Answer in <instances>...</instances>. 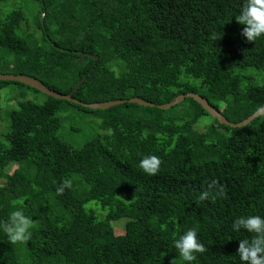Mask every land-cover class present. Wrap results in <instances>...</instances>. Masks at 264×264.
I'll list each match as a JSON object with an SVG mask.
<instances>
[{
    "label": "trees",
    "instance_id": "obj_1",
    "mask_svg": "<svg viewBox=\"0 0 264 264\" xmlns=\"http://www.w3.org/2000/svg\"><path fill=\"white\" fill-rule=\"evenodd\" d=\"M30 2L32 19L22 8L0 18V74L62 95L85 77L72 95L85 104L195 94L234 124L264 105V39L240 35L241 0ZM12 85L42 95L17 82L0 91ZM43 96L17 98L0 127V221L17 208L33 220L26 242L0 231V264H184L173 240L192 227L205 248L193 264H239V240L251 237L234 219L264 216V115L231 128L192 99L93 111ZM71 108L102 134L76 146L61 137L58 115ZM147 156L160 161L155 175L139 167ZM212 180L222 194L199 201Z\"/></svg>",
    "mask_w": 264,
    "mask_h": 264
},
{
    "label": "clouds",
    "instance_id": "obj_2",
    "mask_svg": "<svg viewBox=\"0 0 264 264\" xmlns=\"http://www.w3.org/2000/svg\"><path fill=\"white\" fill-rule=\"evenodd\" d=\"M236 22L242 26L240 35L246 42H256L264 39V0H241L239 10L233 15ZM222 33H218L217 40ZM260 108H264L261 105ZM259 110V109H258ZM159 159L155 156L144 157L140 162V169L147 175H155L159 170ZM64 186H70L65 182ZM216 180L207 184L206 190L198 197L199 201L208 200L213 194L219 196L222 190H217ZM63 188L58 189L62 192ZM33 220L26 216L22 209L12 211L6 220L0 221L2 231L12 244L26 242L31 236ZM234 232L250 234V239L239 240L236 257L239 264H264V216L247 215L239 216L232 223ZM173 245L178 251L184 264H193L197 260V253L205 251L204 245L198 239V229L189 228L173 240Z\"/></svg>",
    "mask_w": 264,
    "mask_h": 264
},
{
    "label": "rangeland",
    "instance_id": "obj_3",
    "mask_svg": "<svg viewBox=\"0 0 264 264\" xmlns=\"http://www.w3.org/2000/svg\"><path fill=\"white\" fill-rule=\"evenodd\" d=\"M37 7L38 5L34 2H30V0H8L6 4H0V18L7 12L22 8L28 17L32 19L37 12ZM17 98H20V100ZM17 100L19 102L30 101L33 104L41 105L45 100V97L43 94L35 95L25 87L22 88L12 85L3 88L0 91V108L2 110L0 113V127L7 124L8 118L6 117L5 111L16 108L19 103ZM58 117L64 121V123H62L63 127H61L62 129L59 133L60 136L64 138L66 137V140L75 146L86 141L95 140L102 134V131L98 129L99 120L91 119V117L87 115L78 113L74 108L70 109L69 114H61L58 115ZM202 121L204 123H209L210 119L209 117H205ZM15 168L16 167H13L11 171L15 170ZM116 224L115 233L116 235H120L122 234L121 227L123 223Z\"/></svg>",
    "mask_w": 264,
    "mask_h": 264
},
{
    "label": "water",
    "instance_id": "obj_4",
    "mask_svg": "<svg viewBox=\"0 0 264 264\" xmlns=\"http://www.w3.org/2000/svg\"><path fill=\"white\" fill-rule=\"evenodd\" d=\"M77 55H82L84 57H87L89 59H92L94 61H97L98 58L96 56H92L90 54L87 53H81V52H74ZM85 77L75 86V88L73 89L72 92L62 95L60 93L54 92L53 90L47 88L46 86H44L41 82H39L38 80L32 78V77H28V76H24V75H11V74H0V81L2 82H17L23 85L28 86L31 89L37 90L40 93H42L43 95L49 96L51 98H54L56 100H63V101H67L76 105H80L81 107L90 109V110H107L111 107H115L118 105H122L124 103H130V104H136L138 106H142V107H149V108H154L157 107L160 110H169L170 108L181 104L185 99H192L195 102H197L202 108L203 110L214 120L218 121L221 125H225V126H229L231 128H241V127H245L247 126L250 122H252L253 120H255L256 118L263 116L264 115V108H261L260 110L256 111L253 115H251L250 117H248L247 119H245L244 121L240 122V123H231L229 122L225 117H223L217 110H215L213 107H211L207 101H205L204 99H202L201 97H199L198 95L195 94H186V95H179L176 98H174L170 103L168 104H163V105H155L153 103L144 101L142 99L139 98H131L129 100H115V101H108V102H102V103H95V104H85V103H81L77 100H75L72 95L73 93L80 87L81 84H83V82L85 81Z\"/></svg>",
    "mask_w": 264,
    "mask_h": 264
}]
</instances>
